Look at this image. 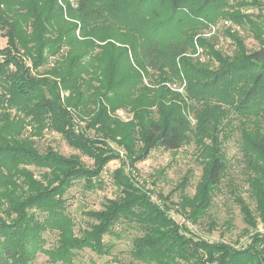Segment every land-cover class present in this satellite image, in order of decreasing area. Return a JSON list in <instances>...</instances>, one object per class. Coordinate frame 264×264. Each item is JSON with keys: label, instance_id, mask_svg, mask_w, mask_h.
I'll use <instances>...</instances> for the list:
<instances>
[{"label": "trees", "instance_id": "obj_1", "mask_svg": "<svg viewBox=\"0 0 264 264\" xmlns=\"http://www.w3.org/2000/svg\"><path fill=\"white\" fill-rule=\"evenodd\" d=\"M226 5L227 0H0L7 39L0 49V195H9L5 208L0 202V264H33L38 253L52 264H73L83 250L103 256L111 249L105 237H119L120 226L138 232L129 254L144 264H264V234L239 249L202 240L174 221L166 204L153 201L123 167L111 173L117 196L85 212L90 222L79 234L66 205L75 183L86 191L100 188L103 169L118 157L76 129L60 98V90L72 91L78 74L90 66L100 72L103 91L85 130H103L130 165L153 149L173 152L192 139L202 174L193 196L183 201L193 221L212 204L226 173L224 141L237 132L249 194L264 225V15L220 14ZM220 15L258 47L248 50L235 34L231 56L215 50L200 32ZM65 47L62 72H53L58 80L32 74L47 55ZM198 47L207 50L211 66L194 58ZM148 71L158 75L156 89L142 83ZM123 105L130 107L134 128L117 139L122 123L114 114ZM16 124L32 134H60L92 166L52 149L40 153L25 140L2 139L3 128ZM32 166L46 173L37 179L27 169ZM234 196L244 222L254 226L249 205ZM48 231L57 241L46 249Z\"/></svg>", "mask_w": 264, "mask_h": 264}, {"label": "rangeland", "instance_id": "obj_2", "mask_svg": "<svg viewBox=\"0 0 264 264\" xmlns=\"http://www.w3.org/2000/svg\"><path fill=\"white\" fill-rule=\"evenodd\" d=\"M226 11L228 14L237 11L241 14L253 16L264 15V0H227V5L220 14H224ZM4 33L5 30L0 27V49L6 47L7 39ZM235 34L243 40L248 50L258 47L256 41L251 38L249 33L233 21L223 18L222 15L218 16L208 28L200 32L203 39L207 40L215 50L225 56H231L236 49V42L231 37V35ZM76 36H79L78 31ZM67 50L65 47L56 55H47L45 63L33 70L32 74L36 77L48 76L51 80H58V77H55L53 72L56 70L62 72L63 60ZM206 51L198 47L194 58L200 63L211 66L212 61ZM97 52L98 49L92 50L93 54ZM26 65L31 68V61L26 60ZM78 76L76 87L72 91L71 89L60 90L62 103L68 109H71L76 129L85 131L94 140L103 141L105 147L111 150V154L118 155V157L108 163L103 169L100 177L102 182L100 188L86 191L81 183H75L66 193L67 210L74 221V232L76 234H79V230L85 229L87 223L90 222L85 216V212L100 210L106 199H114L117 196V189L112 185L111 173L119 167H123L125 172L140 187L145 188L153 201L159 204H166L169 209V215L174 221L189 229L202 240L205 239L214 243L224 242L239 249L246 248L250 244V239L253 235L264 234V225L254 211V202L249 194L247 176L243 170L244 161L240 152L241 143L237 132H232L229 139L224 141L223 157L226 173L218 191L212 197V204L204 212L203 216L193 221L189 219L187 214L189 209L184 207L185 202L183 201L193 196L202 174L201 161L197 157V148L193 140L190 139L180 149L173 152L164 151L160 147L153 149L143 161L130 165L123 148L108 139L103 130H85L88 118L91 117L98 107L97 98L103 90L98 85L101 77L100 72L96 68L93 69L90 66H86L85 72L78 74ZM158 82V75L151 71H148L147 75L142 79L143 85H149L150 88L154 89L158 87ZM176 86L171 85V88ZM188 116L191 126H193L195 123L193 116L190 113ZM114 117L122 123L121 130H119L121 134L116 136L117 139L124 133L132 132L134 126L133 123H130L132 120L130 107L127 105L119 107L115 111ZM19 127V124L15 126L6 125L1 134L2 139L15 138L25 140L32 144L40 153H45L48 149H52L65 157H78L80 162L86 167L92 166L93 161L82 156L77 150L70 148L60 134L46 130L39 134H32L29 129L20 130ZM135 146L137 147L138 144H135ZM27 169L37 179H40L46 173L33 166ZM183 182L184 186L181 187ZM234 194L238 195L245 204L249 205L255 217L254 226L244 222L243 215L240 213L239 206L234 199ZM8 197L9 195L5 192L0 195V202L4 208L8 204ZM115 232L120 233L119 237H105V241L111 246L109 253L98 256L89 250L79 251L73 260V264H144L133 260L129 254L130 241L134 236L138 235V232L129 229L127 226H123V230H121L120 226L115 229ZM44 238L46 241L44 248L49 249L50 246L56 244L57 234L48 231L44 234ZM33 264L52 263L48 262L43 254L38 253Z\"/></svg>", "mask_w": 264, "mask_h": 264}]
</instances>
